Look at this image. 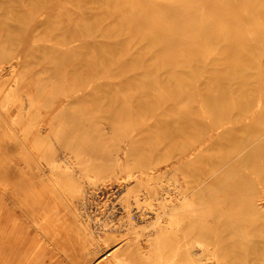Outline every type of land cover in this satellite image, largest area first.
<instances>
[{"label": "bare ground", "instance_id": "obj_1", "mask_svg": "<svg viewBox=\"0 0 264 264\" xmlns=\"http://www.w3.org/2000/svg\"><path fill=\"white\" fill-rule=\"evenodd\" d=\"M0 16V30L7 41L20 32L21 42L32 45L42 40L41 32L50 30L43 37L58 38L61 55L57 58L63 63L58 69L73 56L75 66L82 67L88 61L84 54L98 52L107 59L122 48L124 58L117 67L124 70L122 78L96 81L93 63L84 67L79 78L82 94L90 95L101 85L98 90L106 94L99 104L111 101L116 107L136 108L144 118L138 134L120 136L125 144L119 143L118 151L96 153V159L81 157L79 162V172L91 185L97 177L123 172L126 195L118 213L123 214L130 236L119 241L105 234L116 231L115 227H101L95 235L90 220L68 206L67 183L79 179L74 176L72 158L65 170H60V159L51 151L29 154L32 162L18 160L7 152L9 138L3 139L0 264H143L151 260L162 264L163 253L172 244L173 253L165 264H223L213 243L201 240L196 230L198 215L211 204L204 192L211 176L186 169L207 152L222 148L231 154L216 162L213 174L217 168L221 172L218 178L211 177V183L221 181L218 190L230 199L247 195L235 216L253 213L259 222L251 226L264 228L259 186L240 172L243 166H251L264 181V166L258 161L264 159V0H0ZM4 71L0 64V84ZM120 88L132 91L128 96L123 93L125 101L113 94ZM15 94L11 89L0 101V127L13 114ZM42 131L36 132L40 142ZM152 132L157 138H182L172 152L177 154V164L166 172L151 161L162 152L144 154L132 149V145H147ZM14 165L22 168L14 170ZM224 182L229 185L222 186ZM81 191L79 204L88 211L96 204V190L83 186ZM99 221L96 218L95 223L106 225ZM243 222L232 223L239 238L245 239L241 250H229L233 243L227 237L219 245L230 264L235 256L251 254L256 257L253 264H264L259 255L264 236L246 238L240 231Z\"/></svg>", "mask_w": 264, "mask_h": 264}, {"label": "rangeland", "instance_id": "obj_2", "mask_svg": "<svg viewBox=\"0 0 264 264\" xmlns=\"http://www.w3.org/2000/svg\"><path fill=\"white\" fill-rule=\"evenodd\" d=\"M50 32V30L41 32L40 38L42 40L31 45L21 42L20 32L18 34L17 32L12 33V40L7 41V39H3L4 33L0 30V64L5 68L4 80L0 84V101L4 100L11 89L16 90L15 103H12L13 110L11 113L13 114L11 117L5 118L4 123L0 127L2 129H0V147L4 145L3 139L7 136L9 138L7 142L11 147L7 152L18 160L23 159L28 162H32L33 160L29 159V154L37 150L55 152L57 158L60 159V163L58 162L61 166L60 170H65L67 168L66 164L72 158L71 161L75 162L74 176L77 175L76 177L82 182L76 178L73 181H68L67 185L70 186L71 191V195H67L66 197V200L70 204L68 206L76 208L83 219L90 220L95 235L96 230H101V227H115L116 231L110 232L107 230L105 234H110L107 237L113 236L115 237L114 239L119 241L130 236L123 225V219H121L123 214L118 213L120 211V201H123L126 195V186L123 184V172H110L104 176L97 177L96 183L91 185L90 182L88 183L87 180H84V174L79 172V167L81 166H79V162L82 161L81 157L89 159V157L95 156L96 159V153L118 151L119 143L125 144V142L123 143L120 140V136L126 133L138 134L140 130H143V117H141L142 114L140 115L136 108L129 106L122 108V104L116 107L111 101L99 104L98 101L106 94L105 90H98L101 85L97 86L90 95L82 94V84L79 78L85 73L84 67L94 63L97 69L96 81L100 83L119 81L122 78L124 70L121 71L117 67L123 60L125 53L122 48H119L113 56L106 59L102 55H99L100 53L98 54V52H89L83 55V58L88 61L83 60L82 67L75 66L73 56L69 62H64V67L58 69V64L63 66V63H59L57 58L61 55L57 48L60 46L57 43L58 38H53L49 41L45 40L46 37H43L47 36ZM10 64H12L11 67H9ZM85 82L88 83L89 79L87 78ZM88 88L89 86L85 89ZM130 92H132L130 89L124 90L120 88L116 89L113 94L114 96L119 95L124 100L125 96L123 93H126V96H128L131 94ZM79 94L81 96L77 97ZM39 128L43 129L42 133L39 134L41 142L37 140L36 136ZM104 131L108 133L103 135ZM155 132H152L151 140L147 145L143 146L140 144L141 146H137L131 144L133 146L132 149L142 151V153L162 152L163 155L151 161L156 162L161 171L166 172L173 165L177 164V154L173 155L172 152H174L176 146H178V142L182 138L172 140L163 139L162 136L161 138H157ZM227 153V148L209 151L200 160L194 162L190 168L186 167V169L192 172L195 171L197 174H200L199 176L207 171L208 176L218 178L221 170L218 171L217 168V173L213 174L216 170L213 169L214 165L220 160V157L222 158V156L231 154ZM258 161L264 166V159H258ZM44 164L46 163L44 162ZM83 164L85 167L88 165L87 162ZM20 168H22L20 165L13 166L14 170H19ZM240 172L247 174L254 180L259 186L261 197L264 198V181L261 174L257 173L251 166H243ZM64 174L65 172L61 174L62 177H66ZM80 174H83L82 179ZM211 177L208 180L209 187L207 184V188L204 189L205 196L211 204L202 209L204 215H198L196 230L200 233V236H198L201 240L213 243L215 246H213V251L222 255L223 264H230L225 257V249L219 245V240L222 237L231 239L233 244L229 245V250L233 248L241 250L245 241V239L241 240L239 235L233 230V221L234 225H238L240 221H244L240 227V231L246 234H244L247 236L246 238L264 236V228L258 229L254 227L259 221L257 220L258 218L253 217V213H247L246 216H242L241 218L235 216L236 213L239 214L242 211V206L247 195L239 194L234 199H230L226 194L218 190L220 189L218 186L221 181L211 183ZM197 181H199V178L194 180V182ZM76 183L78 184L76 185ZM79 184L82 186L80 187ZM90 185L94 186V188H91ZM226 185H229V183L224 182L222 184V186ZM83 186H89L91 190L94 189L97 193L94 209H88L90 213L86 210V206L82 207L79 204ZM198 197L199 193L196 195V199ZM130 199L132 200V197ZM228 203H230V206ZM220 211L225 212L227 215L223 213L219 215ZM222 214L224 216H221ZM96 218H100L99 222H103L106 225L100 226V223L96 224ZM216 223H220L221 226L215 225ZM253 223L254 226H251ZM99 239L102 241L103 246L107 244L104 242L103 236ZM111 245L105 247L109 248ZM169 247L163 253L164 259L161 262L162 264H165L167 258L173 253L174 245L172 244L170 249ZM261 251L262 249L259 252ZM259 255H263L264 257V250ZM254 258H256L254 254L243 256L240 259L235 256L233 261L234 264L236 262L238 264H253ZM143 264H156V261H145Z\"/></svg>", "mask_w": 264, "mask_h": 264}]
</instances>
